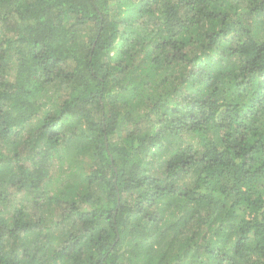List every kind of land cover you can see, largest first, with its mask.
Wrapping results in <instances>:
<instances>
[{
  "label": "trees",
  "instance_id": "16d2710c",
  "mask_svg": "<svg viewBox=\"0 0 264 264\" xmlns=\"http://www.w3.org/2000/svg\"><path fill=\"white\" fill-rule=\"evenodd\" d=\"M0 264H264V0H0Z\"/></svg>",
  "mask_w": 264,
  "mask_h": 264
}]
</instances>
